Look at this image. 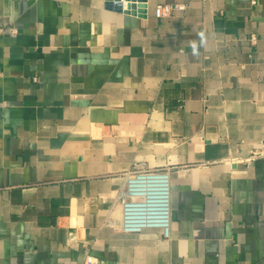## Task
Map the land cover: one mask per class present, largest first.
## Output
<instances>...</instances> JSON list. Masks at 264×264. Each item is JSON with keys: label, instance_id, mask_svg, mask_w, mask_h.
Here are the masks:
<instances>
[{"label": "crops", "instance_id": "obj_1", "mask_svg": "<svg viewBox=\"0 0 264 264\" xmlns=\"http://www.w3.org/2000/svg\"><path fill=\"white\" fill-rule=\"evenodd\" d=\"M106 1L0 0V264H264V0ZM138 168L168 236L121 228Z\"/></svg>", "mask_w": 264, "mask_h": 264}, {"label": "built area", "instance_id": "obj_2", "mask_svg": "<svg viewBox=\"0 0 264 264\" xmlns=\"http://www.w3.org/2000/svg\"><path fill=\"white\" fill-rule=\"evenodd\" d=\"M123 10L142 14L145 10V0H121ZM255 2V0L253 1ZM186 9L185 4L159 3L155 12L158 17L168 16L173 12ZM18 33L15 25H0V34ZM258 37L255 33L250 41L255 44ZM36 80L37 78H33ZM264 156L263 153H252L245 159ZM122 206L121 228L125 232H140L144 228H162L166 236L169 235L171 221V177L167 169L133 170L126 178V183L118 193ZM89 263L92 258H89Z\"/></svg>", "mask_w": 264, "mask_h": 264}, {"label": "water", "instance_id": "obj_3", "mask_svg": "<svg viewBox=\"0 0 264 264\" xmlns=\"http://www.w3.org/2000/svg\"><path fill=\"white\" fill-rule=\"evenodd\" d=\"M106 5H107V7L113 8V9L118 10V11L123 10V4H122L121 0H107Z\"/></svg>", "mask_w": 264, "mask_h": 264}]
</instances>
